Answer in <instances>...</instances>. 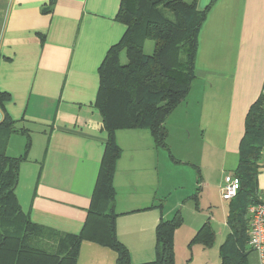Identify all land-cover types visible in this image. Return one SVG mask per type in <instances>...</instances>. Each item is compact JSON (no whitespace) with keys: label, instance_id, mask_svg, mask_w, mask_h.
Masks as SVG:
<instances>
[{"label":"crops","instance_id":"0c3cea01","mask_svg":"<svg viewBox=\"0 0 264 264\" xmlns=\"http://www.w3.org/2000/svg\"><path fill=\"white\" fill-rule=\"evenodd\" d=\"M211 1L197 0L196 7L202 11ZM119 5L120 0H0L1 107L16 130L6 154L22 156L29 139L15 194L36 225L77 235L85 224L107 141L95 107L98 68L124 33L115 20ZM194 75L188 96L165 121L166 143L177 162L155 147L147 130L115 132L121 149L113 177L115 230L131 264L155 259L156 226L173 213L165 212L164 197H158L159 163L172 171L195 166L175 155L173 130L186 140L191 130L200 131L211 149L238 157L246 114L264 82V0L213 2L198 34ZM2 115L0 110V122ZM261 166L260 198L264 157ZM116 260L110 248L83 241L76 264ZM247 263L264 259L248 251Z\"/></svg>","mask_w":264,"mask_h":264},{"label":"trees","instance_id":"16d2710c","mask_svg":"<svg viewBox=\"0 0 264 264\" xmlns=\"http://www.w3.org/2000/svg\"><path fill=\"white\" fill-rule=\"evenodd\" d=\"M214 1L199 11L197 0L189 3L120 0L115 20L125 30L120 40L107 50L98 68L95 100L107 141L86 221L77 235L36 225L21 211L15 188L19 165L26 160L30 141L27 138L22 156H7L8 139L16 130L15 122L2 110L5 95L0 93L3 113L0 122V264H76L83 241L113 250L117 264H131L129 252L117 240L115 230L113 177L121 156L115 132L147 130L155 147L165 150L173 159L166 143L165 121L190 92L195 78L198 34ZM146 41L154 44L151 55L144 53ZM263 157L264 82L244 121L238 162L233 171L239 180V189L228 201V233L219 248L220 264H248L247 209L260 202L257 178ZM193 168L200 177L198 168ZM180 224L177 215L170 220H159L155 229V259L143 264H173L172 236ZM205 237L209 241L212 237L207 225L194 239Z\"/></svg>","mask_w":264,"mask_h":264},{"label":"rangeland","instance_id":"374dc122","mask_svg":"<svg viewBox=\"0 0 264 264\" xmlns=\"http://www.w3.org/2000/svg\"><path fill=\"white\" fill-rule=\"evenodd\" d=\"M153 48V42L146 41L144 53L151 55ZM121 59L125 61L124 55ZM172 135L175 155L191 159L200 175L190 165L175 166L172 171L159 163L158 197H164L161 204L166 213L173 210L169 220L175 215L181 219L172 236L173 264H220L219 248L228 233V201L222 200L220 187L223 177L233 174L238 157L226 156L219 147L211 149L200 131L191 130L187 140L177 135V129ZM204 225L209 228L210 241L207 237L194 239Z\"/></svg>","mask_w":264,"mask_h":264},{"label":"built area","instance_id":"2783aa9c","mask_svg":"<svg viewBox=\"0 0 264 264\" xmlns=\"http://www.w3.org/2000/svg\"><path fill=\"white\" fill-rule=\"evenodd\" d=\"M239 189V180L233 174L223 178L220 194L223 201L233 199ZM248 231L246 249L254 251L259 258L264 259V196L256 205L249 206L247 209Z\"/></svg>","mask_w":264,"mask_h":264},{"label":"water","instance_id":"95a60500","mask_svg":"<svg viewBox=\"0 0 264 264\" xmlns=\"http://www.w3.org/2000/svg\"><path fill=\"white\" fill-rule=\"evenodd\" d=\"M2 121V120H1Z\"/></svg>","mask_w":264,"mask_h":264}]
</instances>
